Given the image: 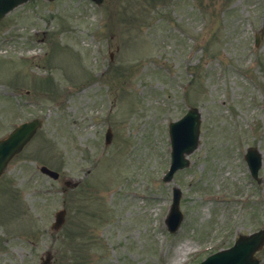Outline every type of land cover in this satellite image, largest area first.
I'll use <instances>...</instances> for the list:
<instances>
[{
	"label": "rangeland",
	"instance_id": "obj_1",
	"mask_svg": "<svg viewBox=\"0 0 264 264\" xmlns=\"http://www.w3.org/2000/svg\"><path fill=\"white\" fill-rule=\"evenodd\" d=\"M262 30L264 0H33L7 15L0 140L44 126L0 179V264H198L263 228L264 182L245 160L264 156ZM191 107L200 146L164 183L168 125ZM74 177L82 187L65 192ZM175 187L184 222L170 234Z\"/></svg>",
	"mask_w": 264,
	"mask_h": 264
},
{
	"label": "water",
	"instance_id": "obj_2",
	"mask_svg": "<svg viewBox=\"0 0 264 264\" xmlns=\"http://www.w3.org/2000/svg\"><path fill=\"white\" fill-rule=\"evenodd\" d=\"M30 0H0V20L10 11ZM98 3L102 0H95ZM201 114L197 109H191L189 113L180 121L171 124V138L173 145V164L171 171L165 180L169 181L173 178L174 173L189 166L186 155L193 153L198 147L200 135ZM41 125L39 121H33L18 128L6 140L0 142V175L6 169L10 160L28 143V141L36 133ZM260 158L256 157V168L254 173L260 166ZM42 171L52 177L58 175L47 168ZM181 191L175 189L174 203L167 219V225L170 232L175 233L183 220V216L179 210ZM66 212L62 211L57 214L56 229H59L64 222ZM264 246V231L252 234L250 236H241L235 245L228 249L218 252L201 264H259L255 257ZM49 264V259L44 263Z\"/></svg>",
	"mask_w": 264,
	"mask_h": 264
}]
</instances>
